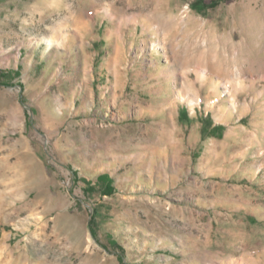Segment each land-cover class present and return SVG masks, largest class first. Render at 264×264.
I'll use <instances>...</instances> for the list:
<instances>
[{"label": "rangeland", "instance_id": "rangeland-1", "mask_svg": "<svg viewBox=\"0 0 264 264\" xmlns=\"http://www.w3.org/2000/svg\"><path fill=\"white\" fill-rule=\"evenodd\" d=\"M197 1L0 0V264H264V0Z\"/></svg>", "mask_w": 264, "mask_h": 264}, {"label": "trees", "instance_id": "trees-1", "mask_svg": "<svg viewBox=\"0 0 264 264\" xmlns=\"http://www.w3.org/2000/svg\"><path fill=\"white\" fill-rule=\"evenodd\" d=\"M201 1L202 0H198L196 3H194V5H196L197 7L205 8L204 5H200ZM218 3H219L218 0H212L206 6H209L211 8H214L215 6H217ZM7 75L8 74L6 73L5 76H7ZM3 84H5V83H3ZM220 128H221V125H216L212 129L213 130H217V129H220ZM85 180L88 181V182H91L90 180H87V179H85ZM101 180H106L105 185H104L103 190H102L103 193L104 194H113L115 192V187H114V185L112 183L111 178H108L107 175H99L98 176V181H101ZM94 189H96V188L92 186V190H94ZM94 220H95V218H92L91 219V223L92 224L95 222Z\"/></svg>", "mask_w": 264, "mask_h": 264}]
</instances>
